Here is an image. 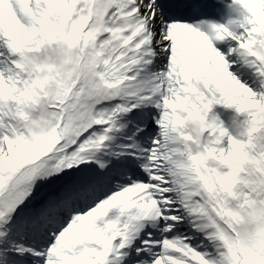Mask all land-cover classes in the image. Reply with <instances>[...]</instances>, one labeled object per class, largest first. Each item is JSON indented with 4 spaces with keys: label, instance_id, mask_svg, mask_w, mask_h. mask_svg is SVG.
<instances>
[{
    "label": "snow or ice",
    "instance_id": "1",
    "mask_svg": "<svg viewBox=\"0 0 264 264\" xmlns=\"http://www.w3.org/2000/svg\"><path fill=\"white\" fill-rule=\"evenodd\" d=\"M0 264H264V0H0Z\"/></svg>",
    "mask_w": 264,
    "mask_h": 264
}]
</instances>
